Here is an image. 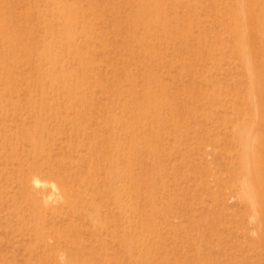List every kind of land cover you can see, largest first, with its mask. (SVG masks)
Masks as SVG:
<instances>
[{
  "label": "rangeland",
  "instance_id": "rangeland-1",
  "mask_svg": "<svg viewBox=\"0 0 264 264\" xmlns=\"http://www.w3.org/2000/svg\"><path fill=\"white\" fill-rule=\"evenodd\" d=\"M263 164L264 0H0V264H264Z\"/></svg>",
  "mask_w": 264,
  "mask_h": 264
},
{
  "label": "bare ground",
  "instance_id": "bare-ground-1",
  "mask_svg": "<svg viewBox=\"0 0 264 264\" xmlns=\"http://www.w3.org/2000/svg\"><path fill=\"white\" fill-rule=\"evenodd\" d=\"M239 32H240V38H239V45H238V47H239V52H240V54L243 56V54H244V52H245V50H244V46H243V44H242V40H243V37H242V35H241V26L239 27ZM258 154L257 153H255V157H256V160L258 159V156H257ZM260 157V156H259ZM258 162V161H257ZM262 165V164H261ZM264 165V164H263ZM263 172H264V168H263V170H262ZM262 172V173H263ZM264 174V173H263ZM262 176V175H261ZM261 179L263 180V182H264V175L261 177ZM35 183V185H37L38 184V182H37V180L34 182ZM42 184H44V183H42ZM38 185H40V184H38ZM44 186V185H43ZM52 186H53V184H52ZM39 187V186H38ZM41 187V186H40ZM46 192V191H45ZM82 193V192H81ZM82 196H84V195H82ZM49 198H50V196H49ZM82 198V197H81ZM83 198H85V197H83ZM80 201H82V199L80 200ZM70 202H69V200L68 199H66V202L64 203L65 205L67 204H69ZM88 205V203L86 204V206ZM67 207H69V206H67ZM65 208V207H64ZM87 209H91V211H92V206H89L88 205V208ZM84 219V218H83Z\"/></svg>",
  "mask_w": 264,
  "mask_h": 264
}]
</instances>
